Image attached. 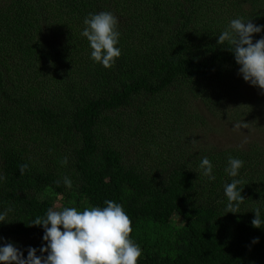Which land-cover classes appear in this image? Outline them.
I'll list each match as a JSON object with an SVG mask.
<instances>
[{"label": "trees", "instance_id": "16d2710c", "mask_svg": "<svg viewBox=\"0 0 264 264\" xmlns=\"http://www.w3.org/2000/svg\"><path fill=\"white\" fill-rule=\"evenodd\" d=\"M230 1L239 16L264 25V0ZM208 6V0H0V174L6 177L0 212L12 209L10 223L0 225V243H14L25 258L29 247L39 249L44 229L31 221L53 207L50 195L79 211L107 199L131 218V238L142 249L138 264H264V223L252 225L257 208L264 218V152L190 146L205 119L186 107L199 101L214 108L219 94L231 93L239 70L227 44H218L226 17ZM101 11L118 18L121 32V56L111 68L90 58L81 36L85 17ZM155 107L172 126L160 124L159 138L175 149L160 160L156 147L159 159L151 161ZM229 156L245 161L238 177L245 200L236 213H226ZM204 157L215 180L199 169ZM22 164L29 165L23 175ZM173 217L182 227L171 226Z\"/></svg>", "mask_w": 264, "mask_h": 264}, {"label": "clouds", "instance_id": "9594fccd", "mask_svg": "<svg viewBox=\"0 0 264 264\" xmlns=\"http://www.w3.org/2000/svg\"><path fill=\"white\" fill-rule=\"evenodd\" d=\"M118 23V18L110 11L89 13L83 21L81 36L89 42L90 58L104 68L113 67L121 56ZM262 32L264 25L258 26L252 19L240 16L232 19L221 32L218 44L226 43L228 50L234 54L243 80L264 91V37L255 42L253 39ZM193 143L199 141L193 140ZM60 163L66 166L68 158L65 157ZM244 164L242 159L228 157L225 171L233 179L224 185L226 213H236L245 200L242 195L244 188L239 187L243 180L238 178ZM199 169L209 180L216 179L213 164L207 157L202 158ZM28 170V164L20 165L22 175ZM5 179L0 174V182ZM56 183L59 185L61 181L57 180ZM63 185L71 189L72 179L65 176ZM103 203V207L92 206L83 211L76 207H63L61 210L50 207L44 216L31 221L32 226H42L44 229L41 247H29L25 258L24 251L14 243H0V264H138L142 249L131 238V218L122 204L107 199ZM11 211L9 208L0 212V225L10 223L8 213ZM254 213L252 225L260 228L264 223L261 210L257 208ZM253 243H258V240Z\"/></svg>", "mask_w": 264, "mask_h": 264}, {"label": "rangeland", "instance_id": "374dc122", "mask_svg": "<svg viewBox=\"0 0 264 264\" xmlns=\"http://www.w3.org/2000/svg\"><path fill=\"white\" fill-rule=\"evenodd\" d=\"M208 3L209 6L206 9H210L212 14L215 13V17L222 18V15L226 17L224 19L226 26L232 19L240 17L239 9L230 0L226 3L224 0H208ZM228 92L231 93L223 95L224 92H222L218 95L222 99L217 101L218 105L212 109L203 106L199 101L191 102L186 107L187 109L195 108L205 119L204 127L198 126L189 136L191 148L217 147L221 150L239 149L245 151L251 147H256L259 151L264 152V91L245 82L242 76L239 75V70H237L232 74ZM152 110L154 112L150 114L149 121L152 122L154 131L150 134L156 144L151 145L152 151L147 157L151 161H157L159 159L155 156L157 147L160 160H165L169 152L172 151L173 153L175 147L169 140L160 139L159 137L162 135L158 131L162 130L161 126L164 130H170L172 126L165 123V117H161L162 108L155 107ZM237 125L239 127H236ZM157 127H160V130ZM193 140L199 141V143H193ZM147 142L150 144V138H147ZM163 147L164 150L161 151L160 148ZM131 153L135 155L136 151ZM50 196L49 200L53 203L54 209L61 210L64 205L63 198L61 196ZM83 208H86V206H83ZM182 225L183 223L178 217L172 218V227L180 228ZM185 231L184 229L182 232L185 233Z\"/></svg>", "mask_w": 264, "mask_h": 264}]
</instances>
